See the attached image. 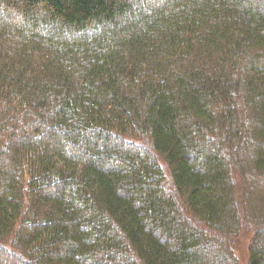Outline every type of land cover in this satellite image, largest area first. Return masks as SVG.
Segmentation results:
<instances>
[{"label": "trees", "instance_id": "trees-1", "mask_svg": "<svg viewBox=\"0 0 264 264\" xmlns=\"http://www.w3.org/2000/svg\"><path fill=\"white\" fill-rule=\"evenodd\" d=\"M241 242L264 264V0H0V264Z\"/></svg>", "mask_w": 264, "mask_h": 264}, {"label": "rangeland", "instance_id": "rangeland-1", "mask_svg": "<svg viewBox=\"0 0 264 264\" xmlns=\"http://www.w3.org/2000/svg\"><path fill=\"white\" fill-rule=\"evenodd\" d=\"M248 156L251 157L252 152L249 150L247 152ZM236 255L240 260V263H245V260L247 258V246L241 242V244L238 247V250H236ZM3 261V257L0 258V262Z\"/></svg>", "mask_w": 264, "mask_h": 264}]
</instances>
